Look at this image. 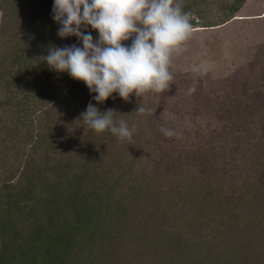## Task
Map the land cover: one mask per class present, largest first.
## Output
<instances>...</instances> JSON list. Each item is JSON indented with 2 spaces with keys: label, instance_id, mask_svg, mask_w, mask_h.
Returning <instances> with one entry per match:
<instances>
[{
  "label": "trees",
  "instance_id": "trees-1",
  "mask_svg": "<svg viewBox=\"0 0 264 264\" xmlns=\"http://www.w3.org/2000/svg\"><path fill=\"white\" fill-rule=\"evenodd\" d=\"M244 3L183 0V10L192 27L213 28ZM53 7L0 0V264H264L262 109L236 118L232 142L218 134L200 156H175L161 93L97 103L43 61L49 45L82 47L57 35ZM89 103L135 125L132 140L88 128ZM141 103L150 113L135 112Z\"/></svg>",
  "mask_w": 264,
  "mask_h": 264
},
{
  "label": "clouds",
  "instance_id": "clouds-1",
  "mask_svg": "<svg viewBox=\"0 0 264 264\" xmlns=\"http://www.w3.org/2000/svg\"><path fill=\"white\" fill-rule=\"evenodd\" d=\"M52 11L61 25L57 35L75 36L82 47L49 45L43 61L51 70L84 82L97 103L113 93L126 101L132 94L144 100L145 94L163 93L174 83L173 53L182 50L192 31L183 0H54ZM88 26L98 31V40L82 31ZM128 40L130 46L122 43ZM192 71L203 74L207 68L200 64ZM196 90L194 82L188 93ZM150 111L141 103L135 112ZM117 114L110 108L101 112L89 103L80 120L96 133L110 131L120 141H131L135 125L129 127ZM161 131L167 137L176 135L173 129Z\"/></svg>",
  "mask_w": 264,
  "mask_h": 264
},
{
  "label": "rangeland",
  "instance_id": "rangeland-1",
  "mask_svg": "<svg viewBox=\"0 0 264 264\" xmlns=\"http://www.w3.org/2000/svg\"><path fill=\"white\" fill-rule=\"evenodd\" d=\"M200 64L207 71L193 73ZM170 70L175 79L161 93L167 110L160 114L159 124L177 127L170 142L174 155L187 160L191 153L200 156L201 143L218 134L232 142L238 116L264 112V0H245L234 18L218 27H192L182 50L173 53ZM194 82L197 90L189 94Z\"/></svg>",
  "mask_w": 264,
  "mask_h": 264
}]
</instances>
